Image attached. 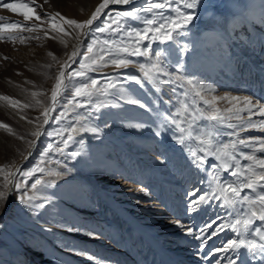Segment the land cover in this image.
Instances as JSON below:
<instances>
[{
  "label": "rangeland",
  "instance_id": "obj_1",
  "mask_svg": "<svg viewBox=\"0 0 264 264\" xmlns=\"http://www.w3.org/2000/svg\"><path fill=\"white\" fill-rule=\"evenodd\" d=\"M241 1L253 4L257 15L259 14L260 0H212V3L217 6L216 20L219 21V26L212 29L211 23L213 22L209 15L197 9L195 11L198 18L193 21L192 25H189L191 31L187 32L185 37H177L179 44H188L189 51L196 52L195 56L185 55L183 61L187 73L194 74L206 88L212 89V91H205L204 95L207 98L226 97L218 100L215 105L223 115L231 117L223 124L225 127L229 123L239 124L241 122L235 116L237 109H241L242 120L249 118L247 111H244L248 106L244 103L243 97H251L254 103L258 102V106L264 105V47L257 42L264 26L253 28L251 24L247 25L246 31L251 33L250 41L242 30L243 26L237 25L236 30H232L231 11H234ZM3 2L15 3L16 0H0V3ZM35 3L41 5L40 8H37V14L58 11L68 18L83 21L91 17L101 0H35ZM228 3L232 4L230 5L232 8H229ZM143 4L144 0H133L130 5L122 8H109L105 12L114 17L116 12ZM162 14L166 17L175 15L171 10H164ZM109 15L103 14L94 22L93 27L96 25L105 26L104 22L109 20ZM139 15L141 19L135 21L115 17L118 21H124L120 23L118 31L106 29L104 33H92L91 35L97 43L94 45L93 53L87 55L97 54L98 48H112L116 52L121 44L131 45L135 37H129L125 29H143L145 27L143 19L152 18L155 16V12H142ZM0 17H3L0 23L41 24L40 21L34 19L27 21L18 13H13L2 7H0ZM65 27L67 28V26ZM112 28H116L115 23L112 24ZM45 29L48 30L47 37L44 35ZM224 31H227L229 35L228 33L225 35ZM237 32L240 34L237 35ZM3 35L5 37L14 35L29 38L24 43H21L20 39H16L15 42L7 39L0 40V88H4L0 89V96L12 98L14 91L21 90L23 101L30 104L28 107L30 119L36 125L39 124L42 134L37 138L32 136V132L17 126L9 118L0 120V123L9 124L10 129L0 128L3 138L0 142V169L11 174L13 169H17L12 185L27 179L30 186L37 178L44 182L54 183L51 187L38 185L36 190H32L30 187L24 189L27 195L35 197L33 203L44 205L41 209H29L27 205L19 201L15 193H10L11 204L0 216V264H139L138 260L143 258H145V264H153V259H150L151 240L145 234L134 229L125 217L112 209L101 193L93 189L88 178L101 186L108 185L107 189L116 202L131 212L138 222L144 224L147 230L161 241H165L166 234L171 229L178 232L177 236L169 238L171 242V238L174 243L180 241L183 236L182 230L171 222L176 219L197 232L200 228L205 227L206 223L212 221H215L212 225L213 228H218L223 224L224 230L219 233L225 237L224 241L217 240V243H222L220 247L229 238H236L228 226L235 215L246 213L248 208L242 207L240 204H237L235 208L225 207L220 202L221 200L213 198V194L218 191L221 181L223 184H234L239 182V178L232 177L230 171H225L222 167H211V164L220 165L222 163L214 155H208L207 163L197 166L191 154L198 152L200 145L197 140L188 139V132L183 134L185 144H180L176 137L181 134L171 124L167 126L169 129L167 135L160 136H154L153 132L147 128H129L126 126L128 123L126 117L129 115L138 117L139 121H148L153 128L155 127V124L152 123L153 119L156 120V123L160 121L156 118V113L149 115L143 109L127 104L124 107L130 108V112H124L120 108L101 110L106 114L105 118L108 122V126L105 127L100 120H85L82 117L83 113L91 117L94 107H74L69 101V92L79 83L86 82L88 79H97L100 81V89L108 88V84L111 82L116 84V88H109L111 94L108 96L97 92L93 99L97 103H115L113 96L119 95L124 89L139 88L122 77L125 72L139 74V64L152 62L149 56L131 57L135 63L129 65L127 69H118L109 65L100 71H93L91 67L81 69L80 63L87 64L88 61H85L82 55L78 56V62L73 63L65 71L66 77L75 71H84L86 76L66 80L69 92L63 93L62 98L58 97L55 110L50 112L49 122L44 124V109L47 108L48 101L51 102V92L55 87L56 78L61 66L70 56L71 46L77 33L65 37L63 33L52 32L51 26L44 23L41 24V30L37 33L5 32ZM35 35H39V39L30 38ZM53 36L55 39L49 43V39ZM105 40L115 43L105 46L103 43ZM88 42L89 38L85 37L78 52L83 53L84 46ZM170 43L172 42L149 44L148 41H140L141 45H148L150 52L168 49ZM49 52L54 54L55 59L48 55ZM25 64L36 66L38 74L35 78L26 74L22 68L24 66L27 69ZM22 73L24 76L20 75ZM109 77L111 80H106ZM28 82L32 84L29 85ZM145 91L149 93L143 97L145 101H156L153 107L159 108L163 115H167L169 111L175 113L177 110L183 115L180 105L185 103V99L187 103L198 106L200 112H204L207 108V105H204L199 99L193 100L191 93L186 98L182 97L178 86L175 95L167 87H164L158 93L161 98L159 101L152 94L155 91V86L151 89L146 87ZM33 92H36L37 95L33 96ZM137 95H142V93L138 92ZM233 96L238 97L239 100H232ZM37 101L40 103L38 104ZM5 102L0 100V106ZM227 109L233 111L228 112ZM251 119L259 124L264 117L256 112ZM81 124L85 127L99 125L101 128L99 137L94 136L91 132H84ZM70 126L79 129V131L70 133ZM217 129L219 131V136L215 140L217 146L227 144L234 139L229 135L232 129L223 130L211 121L200 119L199 116L195 120L193 134L213 133ZM61 130H63L62 135L71 134L75 137L67 147L60 143V137L56 135ZM48 133H52V135H48ZM241 135L264 136V131L249 129ZM81 140L82 143L79 142ZM29 142H34L31 149ZM49 144H52L53 148L42 165L45 171L37 172L31 178H25L22 170L32 168L38 162L41 150L47 151L46 146ZM57 147L63 148V152H58ZM74 151L80 152L81 156L72 159L71 153ZM244 151L249 150L244 149ZM255 155L264 158V153L260 151H256ZM81 159H85L87 163L78 164L77 161ZM240 163L252 164L254 162L244 161L241 158ZM73 165L76 167L74 168ZM50 170L62 174L49 175ZM83 175L88 176L84 179ZM8 179L11 181V175ZM4 184L5 173H0V191L5 190ZM162 185L166 186L167 191L161 190ZM9 186L10 183L8 188ZM140 189H144V191H140ZM53 193H55L54 196ZM193 193L196 197L207 196L196 211L191 210ZM178 194L182 198L180 199L181 205L188 206L187 210L192 215L187 220L175 216L174 212L164 204L168 199L172 201ZM243 195L254 197L256 193L246 189ZM46 198L54 201L56 207L52 208ZM263 224L264 222L257 220L254 227H264ZM73 226L79 231L68 230ZM43 229H50V231ZM211 231L212 229H207L204 235ZM89 232L94 234L90 236ZM189 238L192 239L191 236ZM212 239L214 236L210 240ZM191 241V243L196 242L193 239ZM171 242L166 244L170 245ZM217 246L208 243L204 251H208V248L215 249ZM211 254L212 252H209V259L203 260L204 263L216 264L219 255L211 256ZM230 254L232 255L231 252L222 255L223 258L220 259L222 264H227L224 257Z\"/></svg>",
  "mask_w": 264,
  "mask_h": 264
},
{
  "label": "snow or ice",
  "instance_id": "obj_2",
  "mask_svg": "<svg viewBox=\"0 0 264 264\" xmlns=\"http://www.w3.org/2000/svg\"><path fill=\"white\" fill-rule=\"evenodd\" d=\"M132 3L133 0H101V3L95 8L91 17L83 21L68 18L58 11L55 13L37 14V8H40L41 5L36 4L35 0H16L15 3H0V7L9 9L13 13H18L27 21L34 19L40 21L41 24H49L51 26V31L54 33H63L65 37L72 35V33H77L74 38L78 41L80 36L89 38V42L84 46V52L80 53L73 51L68 60L61 66L59 75L56 78L55 87L51 92V107L45 108L43 112V123L47 124L49 122V114L55 110L58 97L62 98L63 93L69 92L66 80H71L74 77L86 76V72L84 71H75L69 73L66 77L64 69L70 68L73 63H77L78 56L82 55L83 59L88 61L87 64L80 63V68L86 69L91 67L93 71H100L102 68L109 65H113L118 69H127L129 65L135 63L131 57L149 56V59L152 60V62L149 64H139V74L125 72L122 77L124 80L139 86V88L124 89L119 95L113 96V100L116 101L115 103H97L93 99L97 92L103 96H108L111 94L108 89L116 88V84L111 82L108 84V88L100 89V81L97 79H88L86 82L79 83L78 86L74 87V89L69 92V101L74 107H94L91 117L86 115L84 119L100 120L105 127L108 126V122L105 118L106 114L101 111L104 108H120L124 112H130V108L124 107V105L127 104L129 106L143 109L144 112L149 115L156 113V118H158L160 122L156 123V120L153 119L152 123L155 124L154 128L148 121H139L138 117L133 115L126 117L128 120L126 126L133 129L147 128L149 131L153 132L154 136H160L162 134L167 135V132L169 131L167 126L168 124H171L181 134L176 137V140L180 144H185L183 138L185 132H188V139H195L198 141L200 145L199 151L192 152L191 154L197 166L207 163L206 157L208 155L217 156L222 163L220 165L211 164L210 166L222 167L225 171H230L232 177L239 178V182L234 184H223L221 181L218 191L213 194V198L220 199L225 207L235 208L237 204H240L242 207L246 206L248 208L246 213L235 215L228 226L235 234L236 238H229L222 247H217L215 249L208 248V251H204L208 246V241L220 231L224 230L223 224L218 228H213L212 225L215 221H212L211 223H206L205 227L200 228L199 232H197L193 228L187 227L181 223L178 219L171 222L182 230V235L191 236L192 239L196 241L194 247L189 250L192 251L193 256L198 259H208L209 252H231L232 255H226L224 257L227 264H251V261L256 257H259L260 264H264V227H254L257 220L264 222V158H259L255 155L256 151L264 153V136L241 135V133L249 129H259L264 131V119H261L259 124L251 119L256 112H259L261 116L264 117V105L258 106V102L254 103L251 97H243L244 103L248 106L244 111H247L249 118L247 120H242L240 117L241 109L236 110V119L241 120V122L239 124H227V127L233 130L229 135L234 137V139L227 144H221L219 146L215 144L216 137L219 136L218 129L213 133H205L203 135L193 134V126L198 116L202 120L213 122L214 125H223L226 120L231 118L223 115L221 110L215 107L218 100L225 99L226 97L213 96L212 98H207L204 95V92L212 91V89L206 88L194 74L186 72L183 57L185 55L195 56L196 52H190L188 44H179V41L177 40V37H185L186 33L191 31L189 25H192L193 21L197 20L198 17L195 11L197 9L208 14L212 22L219 23V21L216 20L217 6L212 3V0H144L142 6L131 7L127 10L116 12L114 17L105 12V9H108L110 5H130ZM174 5L175 7H173ZM259 8L260 12L257 15L253 4L248 2L238 4L236 9L231 13L233 16V21L231 22L232 30L235 31L237 25L243 26L242 30L250 41L251 33L246 31L247 25L251 24L253 28L264 26V0H260ZM164 10H171L175 15L166 17L162 14ZM142 12H155V16L143 19L145 25L143 29H125L129 37H135L132 40L131 45L127 43L121 44L118 46L116 52H114L112 48H98L96 50L97 54L92 56L87 55L88 53H93L94 45L97 43L95 38L92 37V33H104L106 29L118 31L120 23L124 21H118L115 17L135 21L141 19L139 14ZM102 14L109 15V20L104 22L105 26L96 25L93 27L94 22L97 21ZM0 20H3V17H0ZM113 23L116 24L115 29L112 28ZM41 24L24 25L20 22L0 23V40L7 39L8 41L15 42L16 39H20V42L24 43L29 37L14 35L5 37L3 34L5 32L23 33L25 31L29 33H37L41 30ZM65 26H67V28ZM239 34L240 33L237 32V35ZM44 35L46 37L48 36L47 29L44 30ZM30 38L39 39V35ZM51 39H55V36L51 37ZM140 41H148L149 44L153 42H159L161 44L168 42L172 43L169 44L168 49L150 52L148 45H141ZM257 42L264 47V27H262L261 37ZM103 43L107 46L109 44H114L115 42L105 40ZM48 55L53 56V59H55L53 53L49 52ZM5 59H7V57H5ZM106 80L110 81L111 78H106ZM153 86H155V91H153L152 94L156 96V100L158 101L161 99L158 93L162 91L164 87H167L171 93L175 95L178 86L182 97L186 98L189 93H191L193 100L199 99L204 105H207V108L204 112H200L198 106L187 103L185 99V103L180 105V108L183 109V115H181L179 110L175 113L169 111L167 115H163L159 108L153 107L156 101L148 102L143 98L149 94L145 91V88L147 87L151 89ZM185 89H187V91H185ZM138 92L142 93V95H137ZM32 95L36 96L37 93L33 92ZM231 99L234 101L239 100V98L235 96L231 97ZM0 100L9 101L13 106L20 103L8 96H0ZM37 103L39 104L40 102L37 101ZM25 107H27V105H25ZM253 109H255V111H253ZM226 111L232 112L233 110L227 109ZM0 128L9 129V125L0 123ZM81 128L84 132H91L96 137H99L101 133L99 125L85 127L81 124ZM62 131L63 130L57 132L56 135L60 137V143L64 147H67L69 142L73 141L75 137L71 134L64 136L62 135ZM78 131L79 129L70 126V133ZM41 134L42 133L38 128L32 133V136L38 138ZM48 135H52V133H48ZM79 142L82 143L83 141L81 140ZM29 143L31 145L34 142ZM46 148L47 151L41 150L38 162L32 168L22 170L25 178H31L37 172L43 173L45 171L42 165L46 162V158L49 156L53 145L49 144ZM244 149H248L249 151H244ZM56 150L58 152H63V148L61 147H57ZM79 156H81L80 152L74 151L71 153L72 159ZM241 158L244 161H253L254 163L241 164ZM77 163H87V161L81 159L80 161H77ZM73 167L75 168L76 165H73ZM0 173H5V190L0 191V213L6 210L10 193H15L19 201L27 205L29 209H41L44 207L43 204L33 203L35 197L27 195L24 189L30 187L32 190H36L38 185L51 187L54 182H44L42 179L37 178L29 186L27 179H25L13 184L12 188L9 189L8 184L11 181L8 177L13 174L5 172L4 169H0ZM61 174L62 173L52 172L51 170L49 171V175ZM246 189L256 193V195L254 197L243 195V192ZM140 191H144V189H140ZM54 195L55 193H53V196ZM193 196L194 199L191 201V210L196 211L197 207L206 200L207 196L201 195L196 197L195 193H193ZM46 199L48 203L52 205V208L56 207L54 201L50 198ZM207 229H212V231L207 232V234L204 235ZM43 230L50 231V229ZM68 230L79 231L75 226ZM93 234L94 233L92 232L88 233L90 236ZM253 236L255 238H250ZM216 264H222V262L217 259Z\"/></svg>",
  "mask_w": 264,
  "mask_h": 264
},
{
  "label": "bare ground",
  "instance_id": "obj_3",
  "mask_svg": "<svg viewBox=\"0 0 264 264\" xmlns=\"http://www.w3.org/2000/svg\"><path fill=\"white\" fill-rule=\"evenodd\" d=\"M231 3V2H229ZM228 3V5H229ZM242 3V1H241ZM232 5V4H230ZM229 5V6H230ZM229 8H232V6H230ZM232 12V11H231ZM211 26H212V29L215 27H218L219 24L218 23H211ZM220 28V27H219ZM224 30V29H223ZM227 30V29H225ZM228 31V30H227ZM227 31H224L225 35L228 33ZM223 33V34H224ZM229 35V33H228ZM85 37V36H80L79 38V41L77 39L74 40L72 46H71V53L73 51H77L79 50L81 44L84 42L85 38L82 40V38ZM230 37V36H229ZM53 40L52 39H49V43H52ZM70 53V55H71ZM242 55V54H241ZM18 62V61H16ZM21 63V62H19ZM22 66V65H21ZM25 66L27 67V69L23 66L22 68H24V71L26 72L27 75L31 76V77H36L37 74H38V70L36 69V66H31V65H27L25 64ZM223 67V66H222ZM221 70H224L223 68H221ZM228 71V70H227ZM218 72V71H217ZM24 73V72H23ZM20 74V75H23ZM66 73V72H65ZM219 73V72H218ZM226 73V71H225ZM224 73V75H225ZM13 74V72H12ZM16 74V73H15ZM19 74V73H18ZM14 75V74H13ZM18 76V75H17ZM24 76V75H23ZM237 76V75H236ZM235 77V76H234ZM11 78H12V75H11ZM15 78V76H14ZM13 79V78H12ZM17 79V78H16ZM22 79V78H20ZM24 79V77H23ZM19 80V79H17ZM234 82V81H233ZM25 84V82H23ZM29 85H31L32 83L28 82ZM21 84V82H20ZM19 84V85H20ZM237 84V83H236ZM11 85V83H10ZM13 86V85H12ZM22 86V85H21ZM20 86V87H21ZM19 87V88H20ZM0 89H4V88H0ZM16 89V87H15ZM21 89V88H20ZM234 89V88H233ZM1 92H3L1 90ZM6 93V92H5ZM8 93V92H7ZM3 96V95H2ZM21 96V97H19ZM13 100H17L19 101L20 103L13 106L10 104L9 101H6L2 106H0V120H4V118H9L10 120L13 121V123L17 124V126L19 125L20 127H23L27 130H29L30 132H34L36 131L38 128H39V131H41V127H39L38 125H36L31 119H30V113L28 112V107L30 106L29 103L23 101V98H22V92L21 90H16L14 91V96L12 97ZM51 102L48 101V104H47V108H49ZM25 105H27V107H25ZM51 107V106H50ZM50 115V114H49ZM87 114L86 113H83V118L86 116ZM89 116V115H87ZM8 122V121H7ZM10 123V121H9ZM9 125V124H8ZM221 129H225L227 130L228 127H225L223 125H218ZM44 127V126H43ZM11 128V126H10ZM14 128V127H13ZM12 129V128H11ZM16 129V128H15ZM6 130V129H5ZM4 130V131H5ZM2 131V130H1ZM8 131V130H7ZM229 131V130H227ZM233 131V130H232ZM4 135V134H3ZM1 140H3L2 138V134L0 133V142H2ZM33 144L30 145V149L32 148ZM31 152V150L29 151V153ZM19 166V165H18ZM18 168V167H17ZM17 169H15L11 175V181L13 183L14 181V175H15V172H16ZM84 176V179L87 178L86 175H83ZM81 178V177H80ZM90 184H92V186L94 187L93 189L99 191L101 193V195L103 196V198L107 201V203L109 204V206L114 209L115 211H117L121 216L125 217L126 220H128L130 222V225L132 227H134V229H136L137 231H140L142 234H145L147 236V238H149V240H151V244H152V252H151V257L150 259L152 258L153 259V264H206L203 262V260L201 259H198L196 257L193 256V253L192 251H190L189 249L190 248H193L195 243H191L192 239L190 240L189 236L187 235H183L181 236L182 238L180 239V241L178 242H173V238L172 239V242L171 240L169 239L170 237H173V236H177L178 235V232L177 231H174V230H170L166 235V239L165 241H161L159 240V238L155 235H152L150 233V231L147 230L146 226L144 224H141L140 222L137 221V219L132 216V213L129 212L128 210H126L125 208H123L121 205H119L115 198L110 195L109 193V190L107 189L108 185H99V183H96L94 181H92L91 179H87ZM11 183V182H10ZM154 185V184H153ZM12 184H10L9 188L11 189L12 188ZM164 189L161 188V190H166V186L165 185H162ZM161 187V186H160ZM157 189V188H156ZM179 193V192H178ZM167 194V193H166ZM181 196L178 194L174 197V199L171 201V200H167L164 204L167 205V207H169V209H171L173 212H174V215L175 216H178L180 219L182 220H187L189 219L190 217H192L191 213L187 210V207L186 205H181V201H180ZM11 200H12V196L10 195V198H9V201H8V205H7V208L6 210L9 208L10 204H11ZM218 200V199H217ZM184 201V200H183ZM220 201V199H219ZM221 202V201H220ZM219 202V204H220ZM5 210V211H6ZM0 213V216H2L4 213ZM188 211V212H187ZM226 211V210H225ZM193 214V213H192ZM196 221V220H195ZM198 226V225H197ZM264 226V224H263ZM136 232V231H135ZM138 233V232H137ZM139 234V233H138ZM136 234V235H138ZM136 237V236H135ZM143 237V236H141ZM224 236L223 235H220V233L215 237L214 236V239L210 240L208 243L209 245H218L220 247V245L222 243H217V240H221V241H224ZM138 240V239H137ZM139 242V241H138ZM171 242L170 245H167L166 243H169ZM143 243V242H142ZM147 245V244H146ZM174 245V246H173ZM176 245V246H175ZM217 246V247H218ZM136 249V248H135ZM146 249V248H145ZM138 252V251H136ZM143 253V252H142ZM225 252H219V253H212L211 256H217L219 255L218 259L220 260L222 257V255L224 254ZM148 254V253H146ZM153 255V256H152ZM231 255V254H230ZM210 256V257H211ZM142 257V256H141ZM138 258V257H137ZM139 259V258H138ZM209 259V258H208ZM139 264H145V258L143 259H139ZM151 262V263H152ZM208 263V262H207ZM251 264H260V259L259 257H256L255 259H253L251 261Z\"/></svg>",
  "mask_w": 264,
  "mask_h": 264
},
{
  "label": "water",
  "instance_id": "obj_4",
  "mask_svg": "<svg viewBox=\"0 0 264 264\" xmlns=\"http://www.w3.org/2000/svg\"><path fill=\"white\" fill-rule=\"evenodd\" d=\"M125 6H126V5H110L109 8H122V7H125ZM109 8H108V9H109ZM106 10H107V9H105V11H106ZM102 16H103V14L100 16V18H101ZM84 38H85V37H83L82 40H83ZM67 69H68V68H66V69H64V70L66 71ZM23 160H24V159H23ZM23 160H22V161H23ZM22 161H21V162H22ZM13 170H15V169H13ZM10 184H12V181H11Z\"/></svg>",
  "mask_w": 264,
  "mask_h": 264
}]
</instances>
